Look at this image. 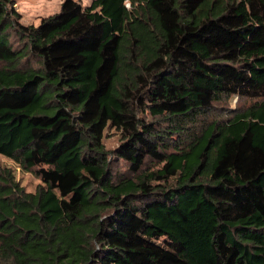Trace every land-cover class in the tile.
Segmentation results:
<instances>
[{
    "label": "trees",
    "instance_id": "obj_1",
    "mask_svg": "<svg viewBox=\"0 0 264 264\" xmlns=\"http://www.w3.org/2000/svg\"><path fill=\"white\" fill-rule=\"evenodd\" d=\"M14 1L0 155L41 183L0 167V264H264V0Z\"/></svg>",
    "mask_w": 264,
    "mask_h": 264
},
{
    "label": "rangeland",
    "instance_id": "obj_2",
    "mask_svg": "<svg viewBox=\"0 0 264 264\" xmlns=\"http://www.w3.org/2000/svg\"><path fill=\"white\" fill-rule=\"evenodd\" d=\"M76 1L80 2L83 6H89L94 0ZM14 2V9L20 15V23L26 26H39L43 18L52 16L60 11L63 0H15ZM251 104L252 102L250 101H241L238 98H234L231 99L228 104L225 105L224 103L221 105L222 107L220 105L218 107L229 110H242L246 109ZM222 112L220 111V116H222ZM104 143L107 150L115 151L121 143L120 133L109 128L105 132ZM0 167L14 171L17 180L25 187L27 192H35L41 183L33 174L21 171L14 161L1 155ZM119 168L125 170L126 164L120 162Z\"/></svg>",
    "mask_w": 264,
    "mask_h": 264
}]
</instances>
